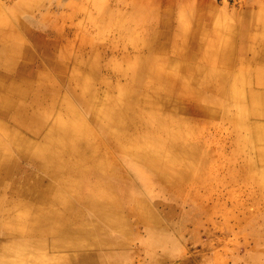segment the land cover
Masks as SVG:
<instances>
[{"label":"rangeland","instance_id":"374dc122","mask_svg":"<svg viewBox=\"0 0 264 264\" xmlns=\"http://www.w3.org/2000/svg\"><path fill=\"white\" fill-rule=\"evenodd\" d=\"M0 40L18 50V61L27 62L33 81L48 76L64 81L65 88L76 77L87 94L99 89L102 98L109 94L102 81L108 82L110 95L122 106L135 100L144 111L154 106L162 117L172 114L189 122L180 129L191 137H158L153 147L166 154L161 167L144 168L148 185L128 171V159L119 155L126 177L113 190L123 217L100 222L97 233L76 231L94 222L95 215L76 199L86 186L69 181L62 196L80 214L74 217L64 205L55 206L65 216L59 223L74 229L65 244L85 245L95 255L94 264H264V102L253 98L264 95V85L257 82L264 80V57L255 56L264 55V0H0ZM215 41L232 59L230 71L243 70L238 81L230 76L231 93L205 95L237 118L236 128L222 111H203L206 102L197 104L184 94L185 87L160 86L157 79L141 76L153 69L187 76L185 66L199 64L216 79L224 68L221 60L203 54ZM205 79V71L193 74L187 87L199 90ZM146 93L158 94L159 102L147 103ZM71 106L82 110L73 99ZM83 118L99 135V128ZM62 126L84 131L66 118ZM111 129L112 135L119 133ZM175 142L183 149L175 152ZM56 232L38 238V249L18 238L16 246L0 249V264H73L74 252L53 245Z\"/></svg>","mask_w":264,"mask_h":264},{"label":"bare ground","instance_id":"6f19581e","mask_svg":"<svg viewBox=\"0 0 264 264\" xmlns=\"http://www.w3.org/2000/svg\"><path fill=\"white\" fill-rule=\"evenodd\" d=\"M6 47H8L6 42L0 40V69H4V72L0 71V111L4 112L5 108L10 110L12 113L9 116L17 122L19 129L25 134L1 124L0 130L10 136L8 138L16 152L21 151L23 155L29 156L35 165L45 172L47 178L37 172H29V174L27 172L28 175L24 179H18L16 175L20 172V166L14 149L7 145L9 144L7 141L0 138V192L8 185L16 187V198L9 199L5 203L0 202V237L6 240L3 243V240H0V249L16 246V240L22 237L32 242L33 249L41 248L42 244L37 239L56 228L58 238L54 239L53 245L66 247L65 251L74 252L69 257L71 263L94 264V262L90 263L96 260L94 253L78 252L86 250L85 245L65 244L66 236L74 229L71 230L59 223L61 220L63 222L65 216L63 213L60 215L55 206L64 205L65 212L74 217L80 214L79 210H72L67 203L68 199L66 201L63 199V190L67 188L69 181L86 186V192L76 194V199L90 208L95 215L94 222L79 225L75 228L76 231L85 236L97 233L103 228L100 222L109 223L112 219L123 217L122 207L117 206L118 195L113 190L115 182L126 177L121 168L119 155L128 159L126 162L128 171L141 183L148 185L145 182L148 176L144 168L161 167L160 159L166 154L153 147L154 144L159 145L156 144L158 137H191L189 132L180 129L187 128L189 122L172 114L162 117L160 110L155 111L154 106L151 110L144 111L135 100L122 106L110 95L113 92L112 85L104 81L102 83L109 92L105 98L100 96L102 92L99 89H91L87 94L84 87L86 84L76 77L75 79L71 77L66 90L61 92L63 80V82L55 81L48 76L40 75L37 82L39 87L33 90L34 83L26 77L19 81L10 79L12 71L15 72L14 69H21L15 76H22L30 70L26 61L19 63L15 51ZM208 73L211 74L210 71ZM143 75L157 79L160 86L164 84L163 86L171 88H179L183 82L184 94L197 101L198 91L187 87V76L174 75L161 69H153L141 74ZM257 98L264 102L260 95ZM71 99L75 100L82 110L72 107ZM136 100L142 105L140 99ZM159 100L156 93L149 94V97L145 98L150 105L158 103ZM177 100L180 98L178 97ZM201 109L210 115L222 111V116L230 120L235 128L237 127V118L228 114L226 107L213 99ZM261 110L264 113V106ZM52 112H55L56 116L50 123L48 116ZM83 114L99 128V135L89 126L84 125ZM64 118L81 125L83 134L81 135L74 127L62 126ZM112 127L119 129L117 135H112ZM27 134L32 136L41 134L42 137L38 140ZM56 137L59 139L56 140ZM54 142L57 144L54 145ZM45 148H47L46 152L42 150ZM112 149L117 151L116 157L119 161ZM180 149H183L181 145L174 147L175 152ZM262 154L264 155V152ZM162 179L165 180L164 177ZM48 224H52L53 228ZM5 242L8 244L5 245ZM11 259V256L7 258L10 261Z\"/></svg>","mask_w":264,"mask_h":264},{"label":"crops","instance_id":"0c3cea01","mask_svg":"<svg viewBox=\"0 0 264 264\" xmlns=\"http://www.w3.org/2000/svg\"><path fill=\"white\" fill-rule=\"evenodd\" d=\"M214 45H215V47H213L211 51H207V49H204L203 54H204V56L206 54L209 56L210 55H212V56L216 55V56H218V59L221 60L220 61V63L222 64L221 66L224 68H223L222 73H220V75L216 79H215V76L213 74L208 73V71H210V69L207 66H202L199 64L196 66H193V65L187 64L184 68V70L188 74L187 77H190L194 74V78H195L197 73H201L203 71L207 72V79H205V81L202 82L201 88L199 90L196 89L198 91L199 95L197 97V101H195V102H198V104H199V102H201V103L206 102V105L209 103L211 98L207 97L205 95L208 92L215 94V95H224V94H226V92L231 93L233 82H232V79L229 81L230 76H232V77L234 76L233 81L237 77V81H238V76L240 75V73L243 70V68H240V70L238 72L236 71V73H232L231 71H233L235 69V66L232 65V62H231L232 59L231 58L226 59L228 57V52L224 49H217L220 45V41H215ZM14 51H15V53H17L18 50L16 49ZM24 52L27 53V50L25 48H24ZM18 53H20V52H18ZM22 54H23V52H22ZM255 54H257V55H255L256 57H261V58L264 57V55L262 53L256 52ZM20 56L21 55L16 54V57L18 59L21 58ZM251 58H254V54H253V57H251ZM241 60L243 63L245 62V59L241 58ZM227 69H229V70H227ZM3 70L4 69H0L1 72H4ZM14 70H15V72L12 71V75H11L12 77H10V79H12V81H19L21 78L26 77V79H28L34 83V89L33 90H36V88L39 87L37 84L38 77H37L36 81H33L32 77L34 75L31 71L25 72L22 76H18V75L15 76L16 72H19L21 69H18V70L14 69ZM10 72H7V73H10ZM171 73L174 75H180L174 71ZM245 73L246 72H243V74H245ZM147 77H150V76H147ZM142 78H143V76H142ZM257 82L259 84L264 85L263 79H258ZM64 85H65V82H63L61 84V87H60L61 92H64L66 90L67 85L65 88H64ZM183 86H184V83L181 82L179 88H183ZM192 88H194V87L192 86ZM251 95H253V92H251ZM259 95L261 96L262 99H264V95H262V94H259ZM253 98L258 99L257 97H253ZM206 105H204L203 107H205ZM10 113H12V112L10 110H8L7 108L4 109V112L0 111V124L4 125L5 127L11 128L14 131L16 130L18 132L25 134L24 131H21L19 129V125L16 124L17 122L13 121V119L9 116ZM51 115H53L55 118L56 113L52 112ZM51 115L48 116V118H49L48 121H50V123L53 122V120L51 121V119H50ZM27 135L29 137H36V139H38V140H41V137H42L41 134H35V136L29 135V134H27ZM8 137H10V136H8L6 133H3V131L0 130V138L7 141L10 144V145L9 144H7V145L12 149L13 148L12 142L10 141V139ZM14 154H15V157L18 161L19 166H20V168H19L20 172L17 173V175H16L18 179H24L29 174V172H37V173H40L44 178H47V175L45 174V172L41 168L36 166L35 162H33V160H31V158L29 156L23 155V152H21V151L16 152L15 149H14ZM32 168L34 170H32ZM27 172H28V174H27ZM15 189H16V187L10 186V185H8L5 189H3L0 192V202L5 203L9 199L16 198ZM7 194H9V196H7ZM1 238L2 237H0V240H1ZM82 251L86 252L87 250H79L78 252H82Z\"/></svg>","mask_w":264,"mask_h":264}]
</instances>
